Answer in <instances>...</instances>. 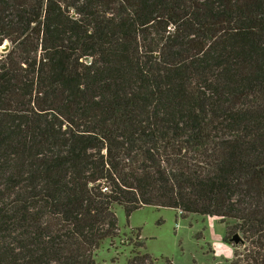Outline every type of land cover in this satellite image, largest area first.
Instances as JSON below:
<instances>
[{
  "label": "trees",
  "instance_id": "1",
  "mask_svg": "<svg viewBox=\"0 0 264 264\" xmlns=\"http://www.w3.org/2000/svg\"><path fill=\"white\" fill-rule=\"evenodd\" d=\"M5 44L0 264H101L115 207L216 218L264 264V0H0Z\"/></svg>",
  "mask_w": 264,
  "mask_h": 264
},
{
  "label": "rangeland",
  "instance_id": "2",
  "mask_svg": "<svg viewBox=\"0 0 264 264\" xmlns=\"http://www.w3.org/2000/svg\"><path fill=\"white\" fill-rule=\"evenodd\" d=\"M114 211L118 238L102 243L98 263L127 264L132 247L125 245L137 240L144 244L142 251L159 264L166 260L173 264H229L234 258V245L225 243V238L230 239L233 234H228L226 226L216 218L156 207H143L129 216L122 207H115Z\"/></svg>",
  "mask_w": 264,
  "mask_h": 264
},
{
  "label": "water",
  "instance_id": "3",
  "mask_svg": "<svg viewBox=\"0 0 264 264\" xmlns=\"http://www.w3.org/2000/svg\"><path fill=\"white\" fill-rule=\"evenodd\" d=\"M9 44H6L2 49H1V52L3 54L7 53L8 52V49H9ZM229 243L231 245H234V246H243L245 247L247 245L246 241L242 238V236L239 234V233H235L231 236V238L229 239Z\"/></svg>",
  "mask_w": 264,
  "mask_h": 264
},
{
  "label": "built area",
  "instance_id": "4",
  "mask_svg": "<svg viewBox=\"0 0 264 264\" xmlns=\"http://www.w3.org/2000/svg\"><path fill=\"white\" fill-rule=\"evenodd\" d=\"M180 213L182 214V212L180 211Z\"/></svg>",
  "mask_w": 264,
  "mask_h": 264
}]
</instances>
